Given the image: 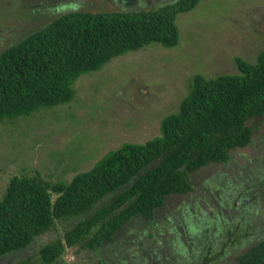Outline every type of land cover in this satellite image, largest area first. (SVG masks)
<instances>
[{"label": "rangeland", "instance_id": "1", "mask_svg": "<svg viewBox=\"0 0 264 264\" xmlns=\"http://www.w3.org/2000/svg\"><path fill=\"white\" fill-rule=\"evenodd\" d=\"M172 1L0 0V52L63 11L151 9ZM175 21L176 45L150 42L117 55L98 70L81 74L73 83L72 99L0 123V197L14 174L39 172L53 181L69 179L124 141L143 142L158 135L161 118L177 110L195 73L234 72L235 55L253 61L264 48V0H199ZM249 122L256 159L244 174H231L243 167L236 163L234 150L225 164L209 163L189 172L191 189L166 195L151 220L136 214L123 222L114 242L99 249L100 257L107 247L115 253L104 264H221L232 260L240 246L256 243L264 235V195L252 200L246 194L264 187V115ZM113 195L108 193L95 207ZM87 215L57 221L25 248L2 255L0 264L34 263L41 244L61 237L65 228ZM147 232L165 248L152 245L146 263L126 244L130 235L138 243L145 240ZM173 232L176 240L166 236ZM117 244L125 247L120 254L114 249ZM81 253L69 251L66 259L71 262Z\"/></svg>", "mask_w": 264, "mask_h": 264}, {"label": "trees", "instance_id": "2", "mask_svg": "<svg viewBox=\"0 0 264 264\" xmlns=\"http://www.w3.org/2000/svg\"><path fill=\"white\" fill-rule=\"evenodd\" d=\"M198 1L54 13L44 26L0 52V123L72 99L81 74L117 55L150 42L176 45V15ZM234 63V72L195 73L177 110L161 118L158 135L124 141L69 179L53 181L39 172L10 176L0 197V258L25 248L57 221L87 212L61 237L41 245L37 261L12 264H68L64 255L71 247L88 253L90 264L123 222L136 214L151 218L166 195L189 191V172L228 161L230 150L249 143V121L264 115V48L253 61L235 55ZM108 193L113 197L95 207ZM238 262L264 264V238L238 255Z\"/></svg>", "mask_w": 264, "mask_h": 264}, {"label": "flooded vegetation", "instance_id": "3", "mask_svg": "<svg viewBox=\"0 0 264 264\" xmlns=\"http://www.w3.org/2000/svg\"><path fill=\"white\" fill-rule=\"evenodd\" d=\"M252 133H251V137H250V141H249V143H247V144H245V145H243V146H238V147H236V148H234V149H232V150H234V151H236L235 152V154H233V156H234V158H235V160H236V163H238V165H243V167L239 170V169H237V168H234V169H232V171H231V174H232V176L234 175V176H238V175H240V174H244V170L245 169H248L249 168V164L248 163H250L252 160H255L256 158H253V156H254V151H252L251 150V147H252ZM232 150H230V157H231V154H232ZM209 163H219V162H209ZM209 163H207V164H209ZM226 163V162H225ZM224 163V164H225ZM206 164V165H207ZM221 164H223V163H221ZM205 166V165H204ZM226 172L224 171L222 174H225ZM250 199H254V198H259V197H263V195H264V187L263 188H261V189H259L258 191H256V192H247V194H246ZM247 199V198H246ZM238 203V202H237ZM160 207V206H159ZM157 208L158 207H156L154 210H153V212H152V216H151V218L149 217L148 218V220H151L155 215H156V212H157ZM121 227H122V225L120 226V229H121ZM119 229V228H118ZM119 229V230H120ZM119 230L118 231H116L115 232V235L113 236V238H112V240H105V241H103L102 242V244H101V246L100 247H103L104 245H106V244H108V243H112V242H114V240H115V237H116V235L118 234V232H119ZM146 238H145V240L144 239H142L139 243L137 242V238H136V240H134L132 237H131V235L129 236V238H128V241H130V242H128L127 244H126V247H128V250L129 251H131L133 254H139V253H141V255H143V257L139 254V256H140V260H142V258H145V259H143L146 263H147V260H148V258H149V254L152 252V250H151V246L152 245H156V243L157 244H160V245H162L164 248H165V243L164 244H161V241L159 242L158 241V238H157V241L156 240H153V235L151 234V233H149V232H147L146 234ZM196 239H198L199 238V233H197V234H192ZM166 236H168L169 238L170 237H174V239L176 240V237H175V233L173 232L172 234H171V236H170V233H168ZM261 236V238H258V240L256 241V243H258L259 241H260V239H262V238H264V235H260ZM163 237V239L165 240V238H164V236H162ZM167 238V237H166ZM130 239V240H129ZM195 239V240H196ZM34 240V239H33ZM175 240H174V245H175ZM153 241V242H152ZM198 241V240H197ZM32 242V241H31ZM51 242V241H50ZM45 243H48V242H45ZM45 243H43V244H45ZM167 243H169V244H171L170 242H167ZM256 243H254V244H252L251 246H249L248 245V243L247 244H245V246L243 245V246H240L241 248H240V250H237L236 252H235V254H234V257H233V259L232 260H228V258H226L221 264H239V262H238V255H241V254H243V253H245V252H247L253 245H255ZM43 244H41V245H43ZM138 244V245H137ZM40 245V246H41ZM39 246V247H40ZM201 247H203V245H201ZM125 247L122 245V244H117V245H115L114 246V249L115 250H117L118 251V253L120 254L121 252H122V250L124 249ZM77 248L76 247H71V248H69V249H66L65 251H67L66 252V254L70 251L71 253H73L74 255H76L77 254V250H76ZM99 249H101V248H99ZM106 250H107V252H106ZM98 252H99V250H97V252H96V254L94 255V258H93V264H104V262H105V259H107V257H111V258H114V257H112L111 255H113V254H115V253H113V252H111V250L109 249V247H107L105 250H104V254H103V256H98L99 254H98ZM66 254L64 255V258L66 259ZM82 255H80L79 257H75L74 259H72V261L71 262H68L67 261V259H66V263H68V264H70V263H72V262H75L76 264H89V255H88V253H86V252H82L81 253ZM108 255V256H107ZM83 256H85V259L84 258H82ZM92 257V256H91ZM90 261H91V263H92V260H91V258H90ZM169 261V259L168 258H166L165 260H164V263H166V262H168ZM90 263V264H91ZM159 263H160V261H159ZM158 263V264H159ZM112 264V263H111ZM161 264H162V262H161ZM174 264V263H173Z\"/></svg>", "mask_w": 264, "mask_h": 264}, {"label": "crops", "instance_id": "4", "mask_svg": "<svg viewBox=\"0 0 264 264\" xmlns=\"http://www.w3.org/2000/svg\"><path fill=\"white\" fill-rule=\"evenodd\" d=\"M184 251H185V250H184ZM67 254H68V253H67ZM67 254H66V255H67ZM66 257H67V256H66Z\"/></svg>", "mask_w": 264, "mask_h": 264}]
</instances>
